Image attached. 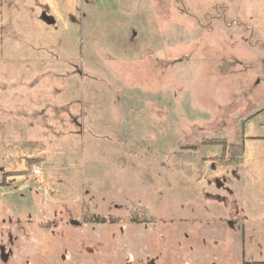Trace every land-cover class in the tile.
I'll use <instances>...</instances> for the list:
<instances>
[{"label": "rangeland", "instance_id": "1", "mask_svg": "<svg viewBox=\"0 0 264 264\" xmlns=\"http://www.w3.org/2000/svg\"><path fill=\"white\" fill-rule=\"evenodd\" d=\"M245 262L264 0H0V264Z\"/></svg>", "mask_w": 264, "mask_h": 264}, {"label": "built area", "instance_id": "2", "mask_svg": "<svg viewBox=\"0 0 264 264\" xmlns=\"http://www.w3.org/2000/svg\"><path fill=\"white\" fill-rule=\"evenodd\" d=\"M40 172V168H38L37 166L33 169V173H39Z\"/></svg>", "mask_w": 264, "mask_h": 264}, {"label": "trees", "instance_id": "3", "mask_svg": "<svg viewBox=\"0 0 264 264\" xmlns=\"http://www.w3.org/2000/svg\"><path fill=\"white\" fill-rule=\"evenodd\" d=\"M245 264H247V262H245Z\"/></svg>", "mask_w": 264, "mask_h": 264}]
</instances>
